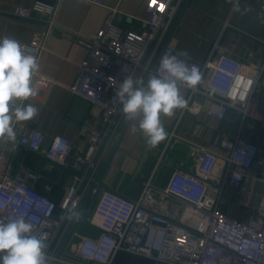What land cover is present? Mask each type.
<instances>
[{
  "label": "built area",
  "instance_id": "1",
  "mask_svg": "<svg viewBox=\"0 0 264 264\" xmlns=\"http://www.w3.org/2000/svg\"><path fill=\"white\" fill-rule=\"evenodd\" d=\"M257 1V17L264 23V0ZM95 3H100L94 0ZM180 0H148L149 18L140 31L125 29L110 16L102 29L80 40L87 49L85 60L79 64L78 77L70 87L74 95L82 97L103 109L104 120L112 126L120 111L121 102L116 93L123 81L131 76L139 79L146 55L158 34L164 35L174 22ZM59 2L36 1L33 5H17L14 14L24 19L46 22L44 32L36 33L27 46L29 54L38 58L48 50L51 32L57 26ZM196 68L202 83L190 90L186 110L199 111L193 99L201 95L210 101L208 115L223 120L230 110L259 126L264 141V112L262 95L257 92L262 68L234 59L224 53H212L205 62L172 52ZM162 58V57H161ZM153 72L158 75L160 61ZM35 86L47 87L49 79L40 74ZM19 103V102H17ZM14 143L30 150L44 151L47 158L64 164L72 152V142L61 135L52 137L45 148L47 137L38 129L14 126ZM95 150L102 140L91 135ZM4 140L0 147V219L5 221L23 217L33 224L32 235L46 237L45 254L48 264H115L120 253L143 256L161 264H264V188L258 207L252 205L254 187L264 177L251 175L264 148L255 140L240 135L222 141L226 151L221 154L205 146L198 148V173L175 171L168 185L156 187L145 184L138 199H131L104 188L95 210L92 224L100 229L94 236H81L75 248L69 240L64 250L61 244L85 195L78 186H71L62 201L40 192L26 178L12 174L13 161ZM220 158L227 161L223 183L236 189L235 201L241 209L250 210L252 220H241L220 207L222 187L209 184ZM69 247V248H68Z\"/></svg>",
  "mask_w": 264,
  "mask_h": 264
},
{
  "label": "crops",
  "instance_id": "2",
  "mask_svg": "<svg viewBox=\"0 0 264 264\" xmlns=\"http://www.w3.org/2000/svg\"><path fill=\"white\" fill-rule=\"evenodd\" d=\"M36 1L59 2L57 26L50 34L48 50L39 68L50 83L40 87L38 98L24 102L36 106L39 115L20 124L25 129L40 130L48 138L64 136L72 142L73 148L66 162L61 164L47 158L44 151L12 143L9 147L12 174L26 178L40 192L59 202L76 184L85 195L80 210L91 195L72 233V241L101 232L92 221L96 219L95 210L104 188L138 199L148 181L164 188L175 171L198 173V148L205 146L225 154L222 141L229 136L255 140L264 148L257 123L244 119L233 109L223 120L211 118L208 115L210 101L201 95L192 99L199 111L184 108L177 109L171 117L161 116L167 136L155 147L147 143L139 129V118L127 119L122 105L110 126L104 120L101 107L70 90L77 80L79 64L88 54L80 40L99 32L110 16L125 29L142 30L149 18L148 0H98L100 3L94 0H0V36L10 35L21 43H28L36 33L44 32L46 22L14 14L17 5L29 6ZM179 4L170 29L164 35H157L146 55L144 68L139 73L144 86L156 75L153 69L166 52L198 62H205L212 53L218 52L261 67L257 92L264 98V23L257 17V1L180 0ZM180 92L190 100L188 88L180 86ZM93 134L102 138L95 150L91 149ZM3 145L4 141H0V147ZM226 168L227 161L220 158L209 180L210 185L222 187L221 209L241 220L253 221L251 211L237 205V190L223 183ZM250 174L264 177V152ZM122 256L125 254L121 253L117 259Z\"/></svg>",
  "mask_w": 264,
  "mask_h": 264
},
{
  "label": "clouds",
  "instance_id": "3",
  "mask_svg": "<svg viewBox=\"0 0 264 264\" xmlns=\"http://www.w3.org/2000/svg\"><path fill=\"white\" fill-rule=\"evenodd\" d=\"M39 68L38 58L29 54L25 44L10 35L0 36V141L14 143V126L39 115L36 106L24 103L38 95L34 78ZM160 71L162 74L149 78L146 87L143 79L128 76L116 93L125 117L139 118V129L152 147L167 136L161 116L171 117L188 106L180 86L195 88L202 83L196 68L189 69L185 61L167 52L161 58ZM32 232L33 224L23 217L0 219V264H48L46 237Z\"/></svg>",
  "mask_w": 264,
  "mask_h": 264
},
{
  "label": "water",
  "instance_id": "4",
  "mask_svg": "<svg viewBox=\"0 0 264 264\" xmlns=\"http://www.w3.org/2000/svg\"><path fill=\"white\" fill-rule=\"evenodd\" d=\"M261 111L264 112V98H262V101H261ZM51 141H52V138H48L47 137L45 145H44V147L46 149L49 148V146L51 144ZM263 188H264V182L263 181H257L255 183V187H254L255 193H254V195L252 197V202H251L254 207H258L259 206V202H260V199H261L260 193L262 192ZM90 197H91V195H89V197L85 201V203H84L82 209L79 211V213H77L75 215V217L73 219V222L71 223L70 227L68 228V231H67V233H66V235L64 237V240H63V242L61 244L60 251L64 250V248L68 244V242H69V240H70V238L72 236V233H73V231H74V229H75V227H76V225H77V223H78V221H79V219H80V217H81V215H82V213H83V211H84V209H85V207H86V205H87V203H88V201L90 199Z\"/></svg>",
  "mask_w": 264,
  "mask_h": 264
},
{
  "label": "rangeland",
  "instance_id": "5",
  "mask_svg": "<svg viewBox=\"0 0 264 264\" xmlns=\"http://www.w3.org/2000/svg\"><path fill=\"white\" fill-rule=\"evenodd\" d=\"M77 243L78 241L70 240L69 242L70 248L72 249L75 248ZM115 264H161V263L146 260L145 257L139 255H127L117 259Z\"/></svg>",
  "mask_w": 264,
  "mask_h": 264
},
{
  "label": "trees",
  "instance_id": "6",
  "mask_svg": "<svg viewBox=\"0 0 264 264\" xmlns=\"http://www.w3.org/2000/svg\"><path fill=\"white\" fill-rule=\"evenodd\" d=\"M121 254V253H120ZM120 254L118 255V257L120 256ZM125 254V256H127V255H132V254H127V253H124ZM117 257V258H118ZM146 260H149V261H153V260H150V259H147V258H145ZM117 260V259H116Z\"/></svg>",
  "mask_w": 264,
  "mask_h": 264
}]
</instances>
